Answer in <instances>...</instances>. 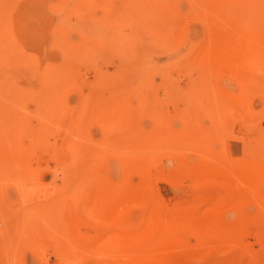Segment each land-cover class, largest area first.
Returning a JSON list of instances; mask_svg holds the SVG:
<instances>
[{"label":"rangeland","instance_id":"374dc122","mask_svg":"<svg viewBox=\"0 0 264 264\" xmlns=\"http://www.w3.org/2000/svg\"><path fill=\"white\" fill-rule=\"evenodd\" d=\"M0 264H264V0H0Z\"/></svg>","mask_w":264,"mask_h":264}]
</instances>
